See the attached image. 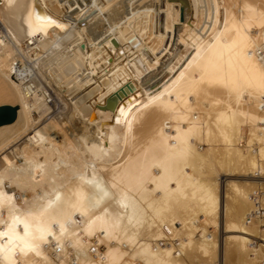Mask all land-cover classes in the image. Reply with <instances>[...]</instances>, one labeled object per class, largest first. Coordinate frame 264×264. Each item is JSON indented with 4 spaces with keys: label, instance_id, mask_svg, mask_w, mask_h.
I'll return each instance as SVG.
<instances>
[{
    "label": "bare ground",
    "instance_id": "bare-ground-1",
    "mask_svg": "<svg viewBox=\"0 0 264 264\" xmlns=\"http://www.w3.org/2000/svg\"><path fill=\"white\" fill-rule=\"evenodd\" d=\"M8 96L0 264H264V0H0Z\"/></svg>",
    "mask_w": 264,
    "mask_h": 264
},
{
    "label": "rangeland",
    "instance_id": "rangeland-1",
    "mask_svg": "<svg viewBox=\"0 0 264 264\" xmlns=\"http://www.w3.org/2000/svg\"><path fill=\"white\" fill-rule=\"evenodd\" d=\"M129 52H131V49L129 50ZM25 63L26 62L23 63V67L27 70L26 71V80H25L26 83H29L34 88H36L37 89V92L39 93L38 95L40 97L41 96H45V98H47L46 104H44V108L43 109L36 110V111H33L32 112L33 119L34 120L36 119L35 122L37 123V125H40V127H42L47 122L51 121V118H53L56 114H58V117L61 119V117L64 116L63 111L65 110V109H63L64 106H63L62 99L59 98L56 95V93L54 92V90H51L52 89L51 86H47V85H50V84H46L47 83L46 82L47 80L45 78H41L42 75H41V72L40 71H38L36 68L32 67L29 63L28 64L31 67L27 63L26 64ZM31 68L32 69L34 68L33 69L34 71ZM39 72H40V74H39ZM16 80H18V79H16ZM6 102L7 103H11V104L18 105V101H17L16 97H13V96L12 97L8 96L5 99L0 100V103H6ZM40 117H41V119H40ZM56 119L54 120V122L50 123V127H51V125H53V123L56 122ZM76 119L77 118L74 117V124L77 121ZM52 130H54V128ZM52 130L49 129L50 132H52ZM54 134L56 136H59V132L57 130L54 131ZM236 179H238V177L231 176V175H224V176L221 177L220 188H221V198H222V200H223V194H224V190H225V187H226V183L229 180L231 181V180H236ZM252 238H253L252 243L254 244L256 238L255 237H252Z\"/></svg>",
    "mask_w": 264,
    "mask_h": 264
},
{
    "label": "water",
    "instance_id": "water-1",
    "mask_svg": "<svg viewBox=\"0 0 264 264\" xmlns=\"http://www.w3.org/2000/svg\"><path fill=\"white\" fill-rule=\"evenodd\" d=\"M18 105L11 103H0V125L15 119Z\"/></svg>",
    "mask_w": 264,
    "mask_h": 264
},
{
    "label": "built area",
    "instance_id": "built-area-1",
    "mask_svg": "<svg viewBox=\"0 0 264 264\" xmlns=\"http://www.w3.org/2000/svg\"><path fill=\"white\" fill-rule=\"evenodd\" d=\"M14 66H15V68H14V71L12 72V75L15 79H17L18 78L17 73L19 71V68L23 67V63L21 62L20 59H16V60H14Z\"/></svg>",
    "mask_w": 264,
    "mask_h": 264
}]
</instances>
